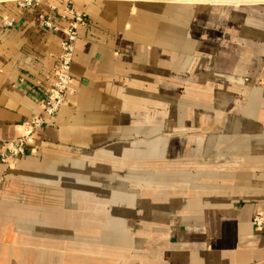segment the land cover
Listing matches in <instances>:
<instances>
[{
  "label": "crops",
  "instance_id": "1",
  "mask_svg": "<svg viewBox=\"0 0 264 264\" xmlns=\"http://www.w3.org/2000/svg\"><path fill=\"white\" fill-rule=\"evenodd\" d=\"M75 14L69 98L0 162V264H264V0H0V153Z\"/></svg>",
  "mask_w": 264,
  "mask_h": 264
},
{
  "label": "built area",
  "instance_id": "2",
  "mask_svg": "<svg viewBox=\"0 0 264 264\" xmlns=\"http://www.w3.org/2000/svg\"><path fill=\"white\" fill-rule=\"evenodd\" d=\"M31 2L27 1L26 5H30ZM84 19L81 15L75 14L74 20L70 27L66 31V39L62 44V53L59 57V65L55 70L56 81L55 84L42 91L40 98V105L45 114V117L34 116L24 129V135L16 140L7 142L4 145V151L0 153V162L3 164H9L17 160L20 157L25 156L30 148L33 140V136L42 130L46 126V122L54 119L59 115L62 107L69 98L72 89V66L75 57L76 42L78 40L77 28L79 24L83 23ZM47 27H52L48 22ZM56 30V28L54 27ZM254 81L261 83L264 86V54L259 64ZM249 80V79H248ZM2 180L0 179V185ZM264 223V219L258 217L255 219V224L261 227Z\"/></svg>",
  "mask_w": 264,
  "mask_h": 264
},
{
  "label": "rangeland",
  "instance_id": "3",
  "mask_svg": "<svg viewBox=\"0 0 264 264\" xmlns=\"http://www.w3.org/2000/svg\"><path fill=\"white\" fill-rule=\"evenodd\" d=\"M263 54H264V51L262 52V55H261V59H262V57H263ZM254 86H262V87H264L261 83H258V82H254V83H252Z\"/></svg>",
  "mask_w": 264,
  "mask_h": 264
}]
</instances>
